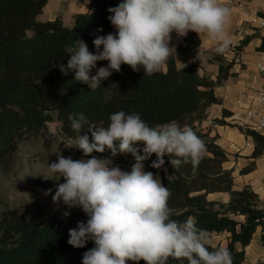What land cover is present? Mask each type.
<instances>
[{
	"label": "trees",
	"instance_id": "16d2710c",
	"mask_svg": "<svg viewBox=\"0 0 264 264\" xmlns=\"http://www.w3.org/2000/svg\"><path fill=\"white\" fill-rule=\"evenodd\" d=\"M47 2L0 0V171L7 174L12 170L20 141L37 136L51 122H60L62 135L74 139L77 133L70 126L69 114L84 113L98 127H106L109 116L120 110L139 113L149 126L177 121L182 127L192 128L204 141L206 155L195 170L190 163L174 169L167 156L163 168L154 169L150 166L156 159L153 155L144 162L145 171L161 176L162 183L170 189L168 203L173 219L184 221L192 217L209 237L226 234L224 245L210 243V248L225 247L231 252L233 264H244L255 235L260 233L264 241V201L251 185L236 186L233 169L225 167L229 157L217 143L218 135L199 130L197 123L207 119L210 107L222 104L216 87L238 75L237 64L245 68L239 56L257 35L244 38L226 54L213 53L209 62L218 67L214 79L201 72L196 58L202 40L190 31L177 41L176 54L168 59L162 72L149 77L143 75V70L134 72L121 65L120 72H112L93 91L72 80L73 73L63 75L59 65L67 63L69 57L64 49L76 39H82L91 52H96L95 37L114 33L108 8L121 0H92L89 11L76 14L70 27L59 18L38 20ZM261 39L258 50H264V37ZM107 64L98 61L91 74ZM230 116L232 112L223 109L222 118L214 119L213 124L236 127L252 140L251 160L240 171L241 175L249 174L264 155V135L227 122L225 118ZM83 134L91 135L86 129ZM93 155L100 158L102 153ZM42 185L56 190L53 181ZM221 193L228 195L227 201L210 197ZM86 220L79 208L69 221L43 207L30 212L5 208L0 212V264H82L83 253L94 247L93 242L74 248L67 241L68 230ZM167 264L187 261L170 257Z\"/></svg>",
	"mask_w": 264,
	"mask_h": 264
},
{
	"label": "clouds",
	"instance_id": "9594fccd",
	"mask_svg": "<svg viewBox=\"0 0 264 264\" xmlns=\"http://www.w3.org/2000/svg\"><path fill=\"white\" fill-rule=\"evenodd\" d=\"M108 12L115 33L97 35L95 53L76 39L64 49L67 63L59 65L63 75L73 73L72 80L93 91L112 72H120L121 65L134 72L143 70L149 77L165 70L168 59L176 54L173 33L177 38L190 31L203 34L216 43L215 52L220 55L230 49L231 12L219 0H121ZM98 61L108 64L92 75ZM68 119L77 133L71 147L84 158L74 160L57 152V160L47 165L56 178L42 176L57 181L54 204L63 202L87 216L86 222L79 221L68 230L72 247L83 248L88 241L94 244L83 253L82 264H167L170 257L187 264H233L229 249L210 248L209 233L198 228L194 218L173 219L170 189L158 174L144 168V162L155 155L150 165L154 169L163 168L167 156L174 169L190 163L195 170L207 149L192 128L174 120L149 126L139 113L123 110L112 113L106 127H98L84 113L69 114ZM85 129L90 136L81 135ZM106 150L111 154L108 158L92 155ZM121 154L134 157L130 171L114 165L112 158ZM69 215L62 213L63 218Z\"/></svg>",
	"mask_w": 264,
	"mask_h": 264
},
{
	"label": "crops",
	"instance_id": "0c3cea01",
	"mask_svg": "<svg viewBox=\"0 0 264 264\" xmlns=\"http://www.w3.org/2000/svg\"><path fill=\"white\" fill-rule=\"evenodd\" d=\"M91 1L92 0H48L43 13L38 16V20L46 22L59 18L65 26L70 27L73 24L76 14L89 11ZM219 2L222 6L228 7L231 12L230 22L227 26V32L231 40L230 49L233 45L239 44L248 36H257L252 38L251 42L244 48L239 56V60L245 65V68L241 69L240 64H237L235 66V71L238 75L230 78L223 86L216 87L215 93L222 99V104L213 105L208 109L207 122H211V119H221L223 109L231 111L233 115L236 109L238 91L247 83L259 82L255 64L259 54L264 55V50H258V47L262 43L261 37H264V27H259V25H254L250 22L256 15L264 18V0H247V6L244 10L228 4L227 0H219ZM115 31L114 29V33ZM200 37L202 44L196 61L201 66V72L206 73L214 79L218 72V67L210 63L209 60L212 58L217 45L203 34H201ZM179 39L180 38H177L173 33L172 43L174 46ZM232 56L233 54L229 55L230 58ZM225 120L229 123H233L232 116L225 118ZM207 130L211 131V135H219L217 143L227 152L229 159L232 155L238 154V161H234L233 165L228 166V168H235V172L247 166L246 164L251 160L250 156L253 151V143L250 138H247L237 129L228 126H219L215 124L212 127L209 126ZM230 162L229 160L226 164ZM256 164L257 168L255 171L249 174L239 175V180L234 176L235 182L238 181L240 184L239 187L245 184H249L253 187V180L260 170L259 161H257ZM221 194L226 196L224 201H227L228 195L225 193ZM221 194H214V196ZM244 264H264V241H262L260 233L255 235L252 243L248 246Z\"/></svg>",
	"mask_w": 264,
	"mask_h": 264
},
{
	"label": "rangeland",
	"instance_id": "374dc122",
	"mask_svg": "<svg viewBox=\"0 0 264 264\" xmlns=\"http://www.w3.org/2000/svg\"><path fill=\"white\" fill-rule=\"evenodd\" d=\"M213 121L214 119H211V122H207L206 119L201 123H197V127L199 130L209 132L211 135V131L207 129L209 126L212 127L215 125L213 124ZM232 122L233 123L231 124L238 125L233 120ZM228 127L240 131L236 127H231L229 125ZM71 146H74V139H67L62 135L61 123L58 121L49 123L47 129L42 131L37 136L28 137L20 141L12 170L7 174L0 171V199L2 201L0 203V212L7 207L16 209L20 212H30L38 207H43L50 210L57 218L69 221L72 215L77 211V208H68L63 204V202L54 204L52 196L55 194L56 190H53L50 194L46 195L45 193L47 192V189L42 185V182L53 181L57 184V181L53 179H45L50 175L52 178H56L55 174H50L48 172L47 165L48 163L50 164L57 160V152L61 153L65 157L71 156L74 160L84 158L83 153L79 149ZM110 155V152L106 150L102 153L100 158H108ZM237 157L238 154L232 155L229 159L231 162L226 164L225 167L228 168V166L233 165L234 161H238ZM112 160L114 165L119 166L125 171H130L132 165L135 163L134 157L130 154H121L113 157ZM257 161H259L260 170L253 180V187L256 191H258L260 198L264 201V155ZM249 162L250 161H248V163ZM228 169H233V171L235 170L233 167ZM240 171L233 172V175L237 178V180H239L238 176L241 175ZM166 175L168 176V174ZM59 182L62 183L63 178H61ZM235 183L237 187L240 186L238 181ZM210 197L212 199L223 201L226 199V196L222 194L215 196L211 195ZM65 211L70 213L67 218H63L62 216V213ZM210 243L213 245H224L226 243V234L211 235Z\"/></svg>",
	"mask_w": 264,
	"mask_h": 264
},
{
	"label": "built area",
	"instance_id": "2783aa9c",
	"mask_svg": "<svg viewBox=\"0 0 264 264\" xmlns=\"http://www.w3.org/2000/svg\"><path fill=\"white\" fill-rule=\"evenodd\" d=\"M227 3L244 10L247 0H227ZM250 22L264 27V18L254 16ZM235 44L232 48L238 46ZM258 83H247L238 91L232 120L239 126L264 135V55L259 54L255 64Z\"/></svg>",
	"mask_w": 264,
	"mask_h": 264
}]
</instances>
